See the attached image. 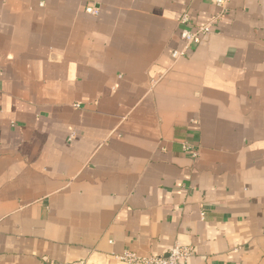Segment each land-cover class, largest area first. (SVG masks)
<instances>
[{"label":"crops","instance_id":"0c3cea01","mask_svg":"<svg viewBox=\"0 0 264 264\" xmlns=\"http://www.w3.org/2000/svg\"><path fill=\"white\" fill-rule=\"evenodd\" d=\"M217 15L214 0H0V264L175 244L186 264H264V0ZM212 20L184 50L181 30Z\"/></svg>","mask_w":264,"mask_h":264},{"label":"built area","instance_id":"2783aa9c","mask_svg":"<svg viewBox=\"0 0 264 264\" xmlns=\"http://www.w3.org/2000/svg\"><path fill=\"white\" fill-rule=\"evenodd\" d=\"M227 3L228 0H214V4L218 9V15L216 18L224 14L227 8ZM86 12L89 14H96L97 11L93 6H88L86 8ZM214 20L199 27L194 32H190L183 28L180 32V39L185 44L184 50L191 45H199L204 43L211 33V25L214 23ZM179 22L181 25H185L188 22V16L184 14L180 18ZM184 50L181 52H174L172 54L174 61L184 55ZM182 150L188 153L191 158L195 159L198 156L197 148L190 143H183ZM192 254L193 250L190 247L175 244L170 248V250H168L165 256L142 257L134 252L125 251L122 254L116 256V260L122 264H186Z\"/></svg>","mask_w":264,"mask_h":264}]
</instances>
